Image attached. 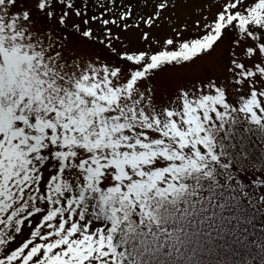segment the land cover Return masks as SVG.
<instances>
[{
    "label": "snow or ice",
    "instance_id": "6c2138e0",
    "mask_svg": "<svg viewBox=\"0 0 264 264\" xmlns=\"http://www.w3.org/2000/svg\"><path fill=\"white\" fill-rule=\"evenodd\" d=\"M229 112L264 124V0H0V264H122Z\"/></svg>",
    "mask_w": 264,
    "mask_h": 264
},
{
    "label": "trees",
    "instance_id": "16d2710c",
    "mask_svg": "<svg viewBox=\"0 0 264 264\" xmlns=\"http://www.w3.org/2000/svg\"><path fill=\"white\" fill-rule=\"evenodd\" d=\"M223 133H213L212 153L217 160L203 152L212 170L207 173L205 168L193 181L197 199L191 193L188 196L195 200H188L181 209L171 204L161 221L164 230L170 214L178 212L186 218L174 225L182 233L169 239L151 229L148 243L138 226L120 228L123 264H226L248 255L240 244L243 234L241 238L235 234L227 216L247 217L251 213L248 200L254 194L258 195L257 214L264 216V124L235 122ZM196 200L198 206L193 205Z\"/></svg>",
    "mask_w": 264,
    "mask_h": 264
},
{
    "label": "rangeland",
    "instance_id": "374dc122",
    "mask_svg": "<svg viewBox=\"0 0 264 264\" xmlns=\"http://www.w3.org/2000/svg\"><path fill=\"white\" fill-rule=\"evenodd\" d=\"M186 34L195 35L196 33L194 31L185 32L184 36ZM153 195L155 194L153 193ZM257 196V194H254L248 200V209L251 213L247 217L238 213L227 216V221L230 224L229 227H234L236 231L235 234L240 235V238L241 233L243 234L244 239L242 238L240 240V244L242 250L243 246L247 248L248 255L243 256L242 254L243 257H241V260L239 258L230 259V261H227L226 264H264V216L262 217L260 214H257ZM152 199L153 198H150L148 203V208L150 210L153 206ZM128 215L135 221H144L148 218L140 214L138 205L130 211ZM94 220L97 226H105L100 215L95 216ZM245 241L250 243H246Z\"/></svg>",
    "mask_w": 264,
    "mask_h": 264
}]
</instances>
